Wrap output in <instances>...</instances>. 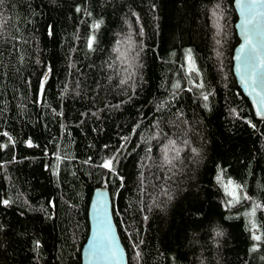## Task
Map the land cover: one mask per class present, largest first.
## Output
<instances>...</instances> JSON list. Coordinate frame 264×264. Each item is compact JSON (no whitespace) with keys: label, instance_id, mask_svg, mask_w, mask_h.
<instances>
[{"label":"trees","instance_id":"trees-1","mask_svg":"<svg viewBox=\"0 0 264 264\" xmlns=\"http://www.w3.org/2000/svg\"><path fill=\"white\" fill-rule=\"evenodd\" d=\"M233 1L0 0V264H81L101 185L129 264H264Z\"/></svg>","mask_w":264,"mask_h":264},{"label":"water","instance_id":"water-1","mask_svg":"<svg viewBox=\"0 0 264 264\" xmlns=\"http://www.w3.org/2000/svg\"><path fill=\"white\" fill-rule=\"evenodd\" d=\"M239 42L233 72L253 112L264 120V0H234ZM89 232L81 248V264H129L113 212L111 192L94 189L88 206Z\"/></svg>","mask_w":264,"mask_h":264},{"label":"snow or ice","instance_id":"snow-or-ice-1","mask_svg":"<svg viewBox=\"0 0 264 264\" xmlns=\"http://www.w3.org/2000/svg\"><path fill=\"white\" fill-rule=\"evenodd\" d=\"M205 98H207V97H205ZM169 163H171V162L169 161ZM104 167H105V168H111V167H112V163H111V161L105 163V164H104ZM4 203H7V201H5ZM218 235H219V233H218ZM255 239H259V237H255Z\"/></svg>","mask_w":264,"mask_h":264}]
</instances>
